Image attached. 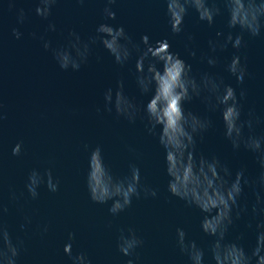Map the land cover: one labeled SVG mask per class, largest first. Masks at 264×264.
I'll return each instance as SVG.
<instances>
[{
    "label": "water",
    "instance_id": "95a60500",
    "mask_svg": "<svg viewBox=\"0 0 264 264\" xmlns=\"http://www.w3.org/2000/svg\"><path fill=\"white\" fill-rule=\"evenodd\" d=\"M37 6L38 0H15L9 10L7 0H0V111L6 115L0 121V203L8 208L3 218L14 240L24 241L18 264H72L64 250L72 232L76 234L73 255L83 251L92 264H127L129 259L135 260V264H190L177 242L178 227L185 228L188 238L205 250V264H215L210 251L215 238L201 229L205 213L188 206L168 190L170 177L158 135L149 132L144 118L130 122L118 116L115 109H105L104 92L109 87L115 89L120 79L124 81L125 94L139 106L150 99L151 93H142L137 84V54L134 51L132 58L121 66L99 41L92 43L91 38L97 35L96 28L102 22L123 25L142 48L144 35L149 36L151 43L167 38L171 51L191 65L197 80L210 74L234 87L237 95L241 89L246 90V96L241 98V119L247 120L249 112L259 117L254 132L262 135L264 31L258 36L245 33L244 45L239 49L229 43L227 48L212 52L210 40H224L228 32L235 35L240 31L228 28L226 11L209 25L199 19L195 9L189 8L184 31L175 34L164 0H117L112 5L107 0H57L47 19L37 15ZM109 6L117 13L115 20H107L104 9ZM20 9L26 14L23 23L18 21ZM50 23L56 25L55 31L49 28ZM13 28L23 33L20 39L14 36ZM73 30L90 44L88 62L78 71L62 69L53 54V49L70 47L74 37L69 33ZM221 31L225 36L217 37ZM188 35L194 39L189 41ZM45 40L51 41L52 48H44ZM234 55H240L247 65L248 75L243 84L228 71ZM209 57L217 63L209 64ZM183 109L212 122L196 138L197 156L217 157L230 170L232 179L244 170L251 182L245 185L240 199L241 207L247 205V211L234 217L225 238L251 254L259 231L256 223L264 219L252 213L256 191L264 196V186L259 183L264 165L256 153L243 145L234 147L225 136L222 107L212 109L203 96L193 95L183 102ZM21 141V155H13L14 146ZM97 145L103 147L105 161L116 177L130 175L131 166L138 165L141 183L156 188L157 196H146L142 191L131 207L116 216L108 211L111 201H92L86 178L89 155ZM49 168L60 182L59 191L53 193L41 185L39 198L33 199L26 188L29 173L33 169L46 172ZM26 218H30V224ZM21 224L27 227L21 229ZM46 224L51 227L44 233ZM129 227L135 228L145 241L131 257L118 248L121 229L126 233Z\"/></svg>",
    "mask_w": 264,
    "mask_h": 264
},
{
    "label": "clouds",
    "instance_id": "9594fccd",
    "mask_svg": "<svg viewBox=\"0 0 264 264\" xmlns=\"http://www.w3.org/2000/svg\"><path fill=\"white\" fill-rule=\"evenodd\" d=\"M57 0H38L37 15L47 19L52 14V5ZM84 3L85 0H78ZM117 0H107L108 5L115 4ZM171 31L179 34L184 31V18L189 8L198 13L201 21L209 25L215 23V18L226 11L228 14L227 26L229 29L238 28L237 34L228 32L224 40L209 41L212 52L218 48L223 50L231 43L234 48L244 45V34L258 36L264 31V0H164ZM9 10L15 5V0H7ZM223 4L221 8L219 5ZM107 20H115L117 13L110 6L104 9ZM24 9L19 10L18 21L25 20ZM53 31L54 23L49 24ZM16 39L23 33L19 28H13ZM97 35L91 38L92 43L99 41L103 47L121 66L126 64L136 55L137 84L142 93H151L147 104L139 106L124 91V81L120 79L117 87H109L104 92V106L108 112H115L118 116L125 117L130 122H135L138 117L147 120L150 133L158 135L159 143L164 149L166 171L170 177L168 190L173 195L186 202L188 206H195L205 213L201 220L202 231L215 239L211 243L210 251L215 264H264V219L256 223V247L249 254L246 249L236 243L227 242L226 235L234 223V217L239 218L243 208L240 199L244 194V187L251 182L246 178L244 170L236 173L231 178V172L226 165L221 164L217 157L211 159L196 154L197 136L202 135L209 127L211 121L192 112H185L183 102L191 100L193 95L203 96V99L212 109L222 107V118L225 125V136L233 146L245 148L257 154V158L264 165V134L256 135L254 123H259V117L249 112L247 120L241 119L243 106L241 98L246 96V90L241 89L239 95L231 85L225 84L222 78L204 74L199 80L192 75L191 65L179 53L171 51V44L167 38L151 43L148 35L142 37V48L127 34L123 25L115 26L107 22L100 23L96 28ZM36 37V33H32ZM70 47L53 49L55 59L62 69L78 71L88 62L90 44L81 40L73 30L69 33ZM217 37L225 34L217 32ZM43 39V37H40ZM187 39L192 41V35ZM45 49L52 48L51 41L45 40ZM75 50V55L73 54ZM193 56L196 53H191ZM208 63L215 65V58H208ZM228 71L236 77L240 84L244 83L248 75L247 65L242 63L240 55H234L228 64ZM2 107V106H0ZM6 115L0 111V121ZM245 128L248 133H245ZM13 155L19 156L23 151V141L18 142L13 148ZM87 187L90 198L98 204H108V211L116 216L132 206L133 199L144 195L156 197L158 190L149 188L141 183V170L133 164L130 175L116 177L105 161L104 150L101 145L92 148L89 155ZM259 183L264 186V173L259 178ZM45 185L50 192H58L60 182L49 168L46 172L33 169L26 183L28 193L33 199L40 196V186ZM256 200L252 204V213L255 217L264 216V196L256 191ZM8 208L0 203V264H18L21 255L23 240H14L12 233L4 221V213ZM31 223L30 218H26ZM249 223V227H251ZM21 229L27 224H21ZM50 225L43 227V232L50 230ZM177 242L190 264H205V250L199 247L195 240H190L185 228L176 229ZM75 232L69 233V242L65 245V252L71 257L72 264H92V260L83 252L72 253ZM142 236L138 235L135 228L129 227L127 232L120 231L118 248L125 256H133L136 250L144 245ZM127 264H135L129 259Z\"/></svg>",
    "mask_w": 264,
    "mask_h": 264
}]
</instances>
